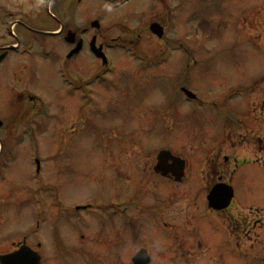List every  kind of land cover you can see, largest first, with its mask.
Segmentation results:
<instances>
[{
    "label": "rangeland",
    "instance_id": "374dc122",
    "mask_svg": "<svg viewBox=\"0 0 264 264\" xmlns=\"http://www.w3.org/2000/svg\"><path fill=\"white\" fill-rule=\"evenodd\" d=\"M52 1L0 0V46L17 39L22 44L33 43L30 54L10 52L0 63V119L4 122L0 125V160L6 162L0 169V253L26 241L43 254L42 264H128L118 255H107L108 261L99 263L79 254L77 247H90V242L77 246L79 234L93 237V230L65 221L57 203L72 206L102 200L113 190L122 194L124 186L119 183L123 181L118 177L123 175L120 162L126 157V174H130L125 183L131 190L147 189L151 167L140 173L134 163H154L160 148L171 144L170 126L179 128L177 144L188 152L193 175L195 169L201 170L208 140L253 158L254 162L237 168L231 184L241 209L264 212V165L256 161L264 153L253 152L250 145L251 135L256 136V132L251 134L254 115L259 117L258 128L264 121V111L255 110L257 101L264 98V0H164L161 5H152L153 0H130L120 11L109 10L102 23L104 30L111 31L104 36L116 38L109 44L113 71L106 82L88 87L97 101L93 95L87 101L82 90L71 93V87L62 84L61 66L69 45L41 32L58 26L48 17L49 4L53 10L57 3ZM96 4L104 7L105 1ZM156 19L167 24L168 32L162 37L138 30ZM86 21L77 15L74 24L87 25ZM120 23L127 27L123 29ZM71 63L81 76L89 74L88 68L101 66L87 50ZM181 86L204 102L216 100L220 108L203 111L199 100L183 95L176 99L173 88L181 94ZM24 89L28 92L23 93ZM30 95L38 102L28 100ZM134 99L142 102L138 109L145 116L141 112L126 115ZM97 105L105 113L98 112ZM157 108L159 116H154ZM126 139H130L128 147ZM204 184L199 175L189 178L177 189L180 198L174 204L168 199L170 186L163 183L159 189L165 193L157 203L171 207L167 214L173 215L174 238L179 234L180 240L184 235L188 240L193 230V206L201 207L196 228L206 254L182 257L186 248L178 242L176 248L172 245L170 229L157 248L155 239L142 241L143 235L136 230L131 251L156 248L152 264H256L252 250L231 260L222 257L229 252L226 230L207 211ZM260 218L264 220V215ZM114 231H107L106 236ZM259 231L264 238V227Z\"/></svg>",
    "mask_w": 264,
    "mask_h": 264
},
{
    "label": "flooded vegetation",
    "instance_id": "af4514ba",
    "mask_svg": "<svg viewBox=\"0 0 264 264\" xmlns=\"http://www.w3.org/2000/svg\"><path fill=\"white\" fill-rule=\"evenodd\" d=\"M57 2L53 4H49L48 7V17L53 19L58 26L55 29L50 30H42V34H47L50 36H58L60 37L67 45H69V50L64 56L63 63L61 66V77H62V84L66 87L70 86L71 90L69 92L76 93L77 91H83L84 95L82 98H86L87 101H90V95L95 97V101H97V95L93 93L90 94V89L88 88L93 83H103L106 82L108 79L106 78L107 75H110L111 71H113V62L111 60V54L109 48L111 47L109 44L115 43L116 38H111L108 40L109 37L107 34L104 36L103 33H110L111 31L103 28V21L105 22L106 13L111 11H120L121 7H124L126 3L130 0H102L105 1L104 7L101 5L100 14H97L98 6L96 3L98 0H53ZM52 1V2H53ZM59 1V2H58ZM51 2V3H52ZM151 2V1H149ZM154 3L151 2L152 5L163 4L164 0H153ZM125 3V4H124ZM57 4V5H56ZM123 4V5H122ZM56 5V6H55ZM107 5V6H106ZM81 8V11L77 13L78 8ZM51 8V10H50ZM78 15L79 17L84 16L85 20H88L87 25H75L74 20L75 17ZM94 15V16H93ZM93 17V18H92ZM91 18V19H90ZM73 19V21H72ZM108 20V19H107ZM113 21V20H112ZM109 22V20H108ZM114 22V21H113ZM158 23L160 27L163 29V33H167V24L163 23L161 19H156L152 21H148V24L145 25L143 29H138L144 33H156L153 30V24ZM106 24V23H105ZM123 29L127 26L124 23L119 24ZM30 29V28H29ZM126 33H133L131 30L126 31ZM68 37L72 38L73 41H69ZM26 38V37H25ZM103 38L105 40H103ZM82 41V47L79 52H76L70 55L71 51L78 45V43ZM129 41V40H128ZM130 43V41L128 42ZM96 48H100L101 55L99 56L94 50V45ZM131 44H133L131 42ZM113 45V44H112ZM33 46L32 42L22 44L20 39L16 40V43L12 42L10 45H2L0 55L8 57L10 52H17L18 50L25 49L29 51V49ZM110 46V47H109ZM184 51V48H181ZM184 49V50H183ZM87 50L98 62L101 63L100 67L97 68H88V75L81 76L77 69L71 63L72 59L79 58V55L82 54ZM187 53L188 49L185 50ZM30 52V51H29ZM29 52H23L24 54H29ZM5 58V59H6ZM4 61V60H3ZM2 61V62H3ZM76 61V60H75ZM1 62V63H2ZM77 63L78 60L76 61ZM87 65L86 67H88ZM110 78V77H109ZM110 82V81H109ZM107 85V84H106ZM88 88L83 89L84 87ZM66 87V89H67ZM187 87L181 86L179 90L177 87L173 88L174 95L173 97H181L182 95L186 96L190 99L187 95ZM27 89H24L22 92L26 93ZM22 92H18L21 93ZM134 95H138L137 92ZM143 98V97H141ZM28 100L32 101L33 103L38 102V98L30 95L27 97ZM192 101H201L203 105V111L207 108L217 107L220 108L219 103L216 100H205V102L201 99V97L196 96L195 99H190ZM156 102V101H155ZM258 105L256 106V113L261 109L264 111V98L259 101ZM207 103L208 106L205 104ZM144 104V103H143ZM150 104V103H149ZM155 104V103H154ZM151 105V104H150ZM142 106V102L138 99L130 100L127 109H125L126 115L129 116L131 112H141L142 116H145L143 113L145 111H141L140 108ZM103 107V106H102ZM106 109H108L107 106ZM96 110L98 112H102L101 114L105 113L102 108H99L97 105ZM198 109V107H196ZM110 110V109H109ZM113 110H115L113 108ZM96 111V112H97ZM119 111V109L117 110ZM122 112V111H121ZM159 108L154 111V116H159L158 114ZM225 118V117H224ZM226 119V118H225ZM1 121V120H0ZM4 122L1 121L0 125H3ZM259 124V117L258 114L254 115V120L251 126V134L255 133L256 136L252 137L251 135V149L253 152H261L264 153V121L260 123L261 128H258ZM224 125V124H223ZM168 129V128H166ZM179 128L177 126L172 127L170 126V142L171 144L163 145L160 150L157 152L154 163L153 162H138L134 163L136 168L140 173L146 172L151 167V173L146 178L147 181L150 183L147 185V189H138L131 190L130 184L125 183V178H127L130 174H126L129 169V158L126 157L124 162H120L122 164V171L123 175L119 176L118 179H122L123 183H119L120 185L124 186L123 190L118 192L119 190H113L110 192L109 195L103 196L102 200H94L92 202H82L80 204L72 205V206H59L57 201V207L63 210V213L66 215L65 221H75L78 225L81 226L82 229H92L93 230V237L86 238L85 233L79 234V241H77L78 245H83L82 243L90 242V247L85 246V248L77 247V252L81 255L89 256L93 261L104 263L108 260L107 255L119 256V259H126L125 261L130 264L132 260V264H134V258L139 252H147V257L149 259L148 264H152L155 259L156 248L158 244L163 243V239L165 237V232H170L172 245L176 248V243H181V248H186L185 253L182 257L190 258V256L194 257H201L204 252V243L199 240L197 236V230L199 228V216L201 215V207L198 205H194L193 207L196 209L193 213L192 221L194 223L193 230L190 232V229L186 231L189 233L187 240V236L184 235V239L179 237V234L175 236V230H177V225L174 223L173 215L167 214V207L166 205H162L163 207L159 206L157 203L160 194L165 193L161 191L159 188L161 184L165 183L170 186V191L168 193V199L172 203L176 204L177 200L180 198L179 191L177 190L182 184L186 183L189 178H195V175H199L203 182L205 183L204 186L206 187V198H207V211L211 213L213 216L218 219L223 228H225L226 233V249L229 251L227 253L222 254L224 259L231 260L232 257L237 256L240 254L244 256L250 250L254 251V256L256 260V264H264V242L263 237L260 234V228L264 227V220L260 218V215H264V212L259 210L251 209L250 211H244L235 203V191L234 197L229 205L223 208H214L210 206L209 202V194L212 188L218 183H225L227 185H231V181L233 178L234 173L236 172L237 168L254 162L253 158L250 156H239L236 154L237 151H230L231 148L224 147V143L220 144L218 142L214 143L212 140H208L207 145L209 146L206 158L203 160L202 167L200 171L195 169V174L193 175V170L191 172L192 163L187 156L188 152H185V148L178 147V135H179ZM256 129L258 131H256ZM185 131V130H183ZM185 134H190L189 131L181 132ZM228 132H226L227 134ZM217 140L219 136L216 132ZM166 139V138H165ZM246 139V138H245ZM130 139H126L125 145L128 147ZM168 140V139H167ZM226 140V139H225ZM223 140V142L225 141ZM242 141H239L240 144ZM248 143V139L246 141ZM187 145V142L186 144ZM183 146V144H182ZM238 144L235 143L233 147L237 148ZM3 150L0 148V152ZM168 150L171 152L167 158L164 159V166L162 169H157L158 166V157L161 151ZM256 161L260 162L264 165V158L257 159ZM108 164V163H107ZM152 165V166H151ZM5 166L2 160H0V169ZM115 167V166H114ZM108 169V168H107ZM194 169V166H193ZM120 170V169H119ZM118 174V171H117ZM147 175V174H146ZM121 190V189H120ZM192 195L195 194L194 190H189ZM187 194V192H184ZM163 202H161L162 204ZM62 207V208H61ZM166 208V209H165ZM186 221L188 219L186 218ZM175 226V230H174ZM198 227V228H196ZM115 230L110 235H107V231ZM136 230H139L141 235L142 241L146 237L149 241L154 242V239L157 242L155 243V247H139L133 253L131 251L130 242L131 240L134 241V234ZM88 232V231H87ZM147 232V234H146ZM152 238V239H151ZM188 241V242H187ZM17 246L14 247V250L18 249L19 243L16 244ZM31 246V245H30ZM40 246V243H39ZM32 247V246H31ZM189 247V248H188ZM34 250L38 249L32 247ZM162 248V247H161ZM188 248V249H187ZM9 251V252H12ZM8 253V252H3ZM41 253V252H40ZM2 254V253H0ZM42 259H43V254ZM167 260H172L168 256L164 255ZM173 261V260H172Z\"/></svg>",
    "mask_w": 264,
    "mask_h": 264
},
{
    "label": "water",
    "instance_id": "95a60500",
    "mask_svg": "<svg viewBox=\"0 0 264 264\" xmlns=\"http://www.w3.org/2000/svg\"><path fill=\"white\" fill-rule=\"evenodd\" d=\"M152 28L154 31H156L155 34H157L159 37H162L164 35L163 30H162L163 28L160 27L158 23L153 24ZM68 40L70 42L73 41V39L70 37H68ZM93 45H94L93 49L96 50L97 51L96 53L100 56L101 52L99 51L101 50V47L96 48L95 44ZM81 47H82V41L80 40L78 45L71 51L70 55L76 52H79ZM187 93L192 97L195 96L192 92L188 90H187ZM169 154H171V152L168 150L161 151L158 157V160H159L158 166H157L158 170L162 169V167L164 166L163 163L165 162L164 159L167 158ZM233 197H234L233 186L227 185L225 183H218L212 188L208 199H209L211 207L220 209V208H223L229 205ZM19 245H20L19 249L13 252H10V253L1 254L0 263L1 264H41L42 263L40 253L32 249L26 243V241H24L23 243H20ZM146 253L147 252L145 251L139 252L134 258V264H148L149 259Z\"/></svg>",
    "mask_w": 264,
    "mask_h": 264
}]
</instances>
